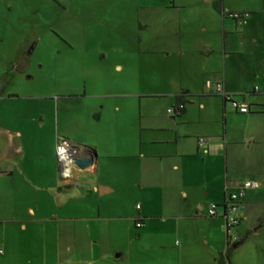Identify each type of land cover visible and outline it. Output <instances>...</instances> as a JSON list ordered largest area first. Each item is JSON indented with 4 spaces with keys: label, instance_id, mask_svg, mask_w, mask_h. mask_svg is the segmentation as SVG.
Here are the masks:
<instances>
[{
    "label": "crops",
    "instance_id": "1",
    "mask_svg": "<svg viewBox=\"0 0 264 264\" xmlns=\"http://www.w3.org/2000/svg\"><path fill=\"white\" fill-rule=\"evenodd\" d=\"M217 1H152L161 5L163 22L156 23L153 47L140 34L137 57L159 55L178 67L181 78L177 79L173 75L172 79L146 82L142 75L138 79L122 76L120 81L93 80L86 76L89 65H77L73 60L70 65L85 71L82 80L76 78L72 84L58 86L57 92L33 96L27 92L28 71L17 69L30 43L24 42L13 57L8 53L1 56L0 51V189L2 195L14 189L23 197L21 206L33 217L48 215L40 222L45 225L44 246L62 251L66 245L70 250L80 243L75 233L70 238L72 231L67 229H75L80 219H97L81 216L86 211L83 205L99 218L104 211L123 214L121 208L115 209L114 199L153 191L173 196L160 205L148 200L152 207L171 212L175 228L195 222L208 242L215 232L224 230L226 209L222 204L237 192L242 180L237 165L246 153L262 155L259 148L264 144V91L253 85H264V6L243 5L242 1L250 0H222L225 10L243 15L234 19L216 9ZM199 3L206 5L201 11L187 10L188 5ZM2 34L0 31V42L4 41ZM258 63L261 71L259 66L255 69ZM196 66L200 68L195 70ZM228 66L233 68L231 72ZM129 68V63L116 65L120 73ZM208 81H222L226 92L238 102L251 104V110L242 113L232 102L214 95L215 90L206 87ZM185 89L189 90L186 113L178 117L169 109L176 106L177 95ZM163 97L170 98L167 111L154 110L155 104L148 101ZM59 137L98 153L97 162L76 170L71 181L60 174ZM247 175L246 179L264 180L260 167ZM262 190L260 186L252 194L245 192L238 197L239 205L262 203L258 201ZM212 204L218 206L214 216L209 214ZM11 206L18 208L15 203ZM136 206L134 223L136 226L137 219H143L142 229L152 214L144 212L141 203ZM261 214L259 220L264 218ZM244 216L247 218L248 211L241 210L239 217L243 220ZM158 218L166 219L162 214ZM21 229L27 232L28 223L22 222ZM14 243L28 245L16 234ZM0 250L7 255V250Z\"/></svg>",
    "mask_w": 264,
    "mask_h": 264
},
{
    "label": "rangeland",
    "instance_id": "2",
    "mask_svg": "<svg viewBox=\"0 0 264 264\" xmlns=\"http://www.w3.org/2000/svg\"><path fill=\"white\" fill-rule=\"evenodd\" d=\"M146 1L150 4H145ZM152 1L0 0V31L4 38L0 42V54L8 53V56L13 57L27 41L33 46L30 56L32 64L26 68L27 92L33 96L57 92L58 86L63 83L72 84L76 78L79 80L81 76L85 77V71L76 68L84 63L89 65L86 76L93 80L120 81L122 76L138 79L142 75L146 82L151 79H177L180 77L178 67L170 65L159 55H147L141 59L137 57L140 34L149 41L148 46L153 47L156 23L163 22L159 11L161 5ZM242 3L251 8L264 6L261 0ZM205 6L204 3L188 5L187 10L201 11ZM73 60L76 66L69 64ZM122 63L130 64L129 72H118L116 65ZM258 66L261 71V63L255 69ZM240 67H236L239 75ZM199 68L196 66L195 70ZM232 69L228 66V72ZM253 85L264 91L262 83L254 82ZM169 99L163 97L148 102L155 104L154 110L164 108L167 111ZM42 105L45 103L42 102ZM259 149L262 155L246 153L241 157L237 165L240 167L241 182L248 176V171L255 167L264 170V144ZM255 180L264 189V180ZM258 188L249 189L246 194H252ZM2 192L0 189V248L7 250V255L0 254V264H220L224 260L227 264H264V218H257L264 213V194L258 198L262 203L255 206L240 204L239 214L241 210L244 214L248 211V216L240 221L242 224L230 229L229 245L232 250L230 258L226 259L223 257L229 241L226 219L223 222L224 230L215 232V238L209 242L195 222L185 223L181 229L175 228L169 210H158L157 206L152 207L149 203V200L159 205L163 200L169 203L173 199L170 193L153 191L146 196L136 194L124 199L118 197L114 199L115 209L121 208L123 214L116 210L109 214L104 211L102 218H99L98 213L91 212L90 207L83 205L86 211L80 212V215H91L97 219L90 221L83 218L76 221V228L67 231H72L70 238L75 233L80 243L70 250L66 245L62 251H53L42 242L45 225L40 222L43 216L45 219L48 215L37 213L33 217L26 206H21L23 197L14 189L10 194L2 195ZM74 199L80 201V198ZM85 200L91 201L88 198ZM12 203L17 204L18 208L13 209ZM138 203L144 205V212L152 214L142 229L134 223ZM219 209L223 211L222 207ZM161 214L166 219L158 218ZM22 222L28 223L27 232L21 229ZM247 232H250L248 238L235 247L234 239L240 242ZM15 234L19 235L20 240L26 241L27 248L25 245H15Z\"/></svg>",
    "mask_w": 264,
    "mask_h": 264
},
{
    "label": "built area",
    "instance_id": "3",
    "mask_svg": "<svg viewBox=\"0 0 264 264\" xmlns=\"http://www.w3.org/2000/svg\"><path fill=\"white\" fill-rule=\"evenodd\" d=\"M206 87L211 89L213 88L216 93H219L229 99L233 103L235 108L242 113H247L251 110L250 104L246 102H238L234 99V96L227 93L225 90L224 83L222 81L212 82L208 81ZM170 113H173V109H169ZM86 147L79 144L78 142L72 141L66 137H59L56 145V154L60 167V174L65 181H71L74 178L76 170H84L80 168L77 164V159L82 157ZM260 183L255 179H245L240 183L239 189L237 192L230 195V199L227 201V207L225 211V218L227 221V229L229 232L231 228H234L239 223V202L238 197L243 195L249 189L258 188ZM140 207V206H139ZM218 206L212 204L209 210V214L214 216L217 214ZM137 228L143 226L142 221H137ZM3 253L0 250V254Z\"/></svg>",
    "mask_w": 264,
    "mask_h": 264
},
{
    "label": "trees",
    "instance_id": "4",
    "mask_svg": "<svg viewBox=\"0 0 264 264\" xmlns=\"http://www.w3.org/2000/svg\"><path fill=\"white\" fill-rule=\"evenodd\" d=\"M215 7L220 13H222L226 17H230L231 16L234 19L243 18L242 14L235 13V12H229V11L225 10L222 0L217 1L216 4H215ZM188 94H189V90L185 89L180 94L177 95V104H176V106H174L173 112H176L178 117H182L186 113L185 102H186V98H187ZM214 95H218V96L223 97V100L225 102L229 101V99L227 97H225V96H223V95H221L219 93H215ZM250 108H251V104H250ZM222 205L226 209L227 201L225 203H223ZM240 219L242 220V218H240ZM137 221H142V223H143V219H141V218H138ZM227 234H228L229 242H228L227 250L225 251V253H223V257L226 258V259H229L230 258V254H231V250H232L231 246L229 245L230 244V240H231L230 236H229V228L227 229ZM249 234H250V232H247V234L242 238V240L240 242H235L234 246L235 245L239 246L240 244H242L248 238ZM220 264H227V263L224 260V261H221Z\"/></svg>",
    "mask_w": 264,
    "mask_h": 264
},
{
    "label": "water",
    "instance_id": "5",
    "mask_svg": "<svg viewBox=\"0 0 264 264\" xmlns=\"http://www.w3.org/2000/svg\"><path fill=\"white\" fill-rule=\"evenodd\" d=\"M25 70V69H23ZM86 150L82 157L77 159V164L82 169H87L94 165L98 160V153L91 147L85 146ZM1 172V171H0Z\"/></svg>",
    "mask_w": 264,
    "mask_h": 264
},
{
    "label": "flooded vegetation",
    "instance_id": "6",
    "mask_svg": "<svg viewBox=\"0 0 264 264\" xmlns=\"http://www.w3.org/2000/svg\"><path fill=\"white\" fill-rule=\"evenodd\" d=\"M30 46V47H29ZM23 55V58L21 60V64L19 65V67L17 68L19 71L20 70H23V69H26L27 66H31L32 64V61H30V56L32 55L33 53V46L29 45Z\"/></svg>",
    "mask_w": 264,
    "mask_h": 264
}]
</instances>
